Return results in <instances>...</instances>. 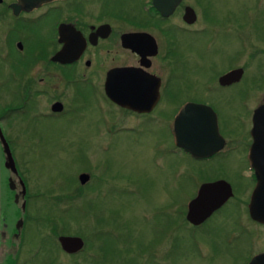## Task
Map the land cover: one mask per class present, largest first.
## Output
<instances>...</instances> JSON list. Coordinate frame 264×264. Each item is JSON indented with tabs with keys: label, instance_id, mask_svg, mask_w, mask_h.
I'll return each mask as SVG.
<instances>
[{
	"label": "flooded vegetation",
	"instance_id": "1",
	"mask_svg": "<svg viewBox=\"0 0 264 264\" xmlns=\"http://www.w3.org/2000/svg\"><path fill=\"white\" fill-rule=\"evenodd\" d=\"M15 2L0 0V264L27 262L32 254H37L39 245L22 258L18 246L22 241L25 243L29 222L38 229L35 197L38 188L32 189L28 184L15 145L40 144L47 139L41 136L45 129L65 128L72 123L76 127L79 121L82 123V112L92 106L87 103L90 92L94 93L96 103L104 107L101 121L106 134L117 125L127 130L165 127L170 134L171 151L197 162L235 153L241 180L236 190L243 191L245 196L238 197L228 182L232 196L195 226L210 222L220 210L228 211L220 232L226 264H264V209L260 211L262 216L254 218L248 208L256 176H264V44H249L241 66L236 64L238 59L230 61L225 70L212 78L223 88L241 85V112L234 122L233 116L222 118L207 95L182 98L174 88L173 71L180 75L176 64L179 36L197 32L192 27L197 19L195 8L184 0L168 15H162L152 0H50L14 13L11 4ZM186 6L195 13L190 24L182 17ZM178 15L180 22L176 23ZM60 25H64L61 34ZM126 34L129 37H124ZM256 59L258 71L248 78L244 64ZM120 68H126L127 72L113 73ZM235 68L242 69L238 80L227 85L218 83L220 75ZM107 79L121 103L106 95ZM250 97L252 103L247 104ZM188 102L203 104L215 114L217 137H221L223 146L208 156L193 157L176 145L174 128L180 129L176 117ZM209 117L207 113L193 115L195 120L203 118L208 129ZM195 131L197 128H193ZM1 137L8 145L15 173L5 166ZM210 138L215 141L213 134ZM254 142L256 146L251 151ZM75 179L74 174L77 190ZM219 179L199 181L187 202L202 183ZM257 204L264 208V201ZM79 252L82 249L68 255Z\"/></svg>",
	"mask_w": 264,
	"mask_h": 264
},
{
	"label": "rangeland",
	"instance_id": "2",
	"mask_svg": "<svg viewBox=\"0 0 264 264\" xmlns=\"http://www.w3.org/2000/svg\"><path fill=\"white\" fill-rule=\"evenodd\" d=\"M184 2L195 8L197 19L192 27L197 32L179 36L176 64L182 78L173 71L174 88L182 98L207 95L222 118L233 116L232 121L237 122L241 85L223 88L212 78L225 70L230 61L238 59L236 64L241 66L249 44H264V0ZM178 16L176 23L180 22ZM257 60L244 64L248 78L258 71ZM251 99L247 104L252 103ZM88 101L92 106L82 112V123L79 121L76 127L73 123L65 128L53 126L41 132L47 138L42 143L15 145L28 184L32 189L38 188V229L29 222L25 243L18 246L22 258L39 244L40 230L50 239L49 228L39 225V220L45 219L43 213L48 212L56 220L61 216V221H56L58 230L64 229L61 234L80 236L85 250L68 255L55 250L53 245L44 254L38 245L37 254L17 264H45L48 260L53 264H91L99 256L95 251L99 232L112 251L105 256L112 257V264H123V260L127 264H226L220 232L228 211L220 210L210 222L196 228L180 218H185L187 199L194 194L199 181L221 178L236 190L241 181L236 154L197 162L171 151V138L165 127L127 130L117 125L106 134L101 121L104 107L96 103L93 92L88 94ZM80 171L89 174L82 186L77 180ZM235 194L245 196L238 188ZM82 196L95 199V214L101 221L97 222L92 212L82 211ZM30 210L34 211V205ZM143 245H150L148 254L140 247Z\"/></svg>",
	"mask_w": 264,
	"mask_h": 264
},
{
	"label": "water",
	"instance_id": "3",
	"mask_svg": "<svg viewBox=\"0 0 264 264\" xmlns=\"http://www.w3.org/2000/svg\"><path fill=\"white\" fill-rule=\"evenodd\" d=\"M50 0H16L15 3L11 4L13 12L16 13L19 9L28 10L32 7L39 5L42 2H47ZM180 0H152L153 5L162 15H168L172 12L175 5ZM183 20L190 24L195 20V13L193 9L189 6L184 8ZM60 25L59 33L61 34L62 27ZM72 39L73 36L69 35ZM124 37H129V35H124ZM124 73L127 72L126 68L115 69L113 73ZM242 72L241 68H235L218 77V83L221 85H227L238 80ZM112 73L109 75L111 76ZM106 95L114 100H117V95L114 90L109 86V80L107 79L104 87ZM127 106L126 104H123ZM207 113L209 117V129L207 124L203 121V118L194 119L193 115ZM177 122L180 124V129L174 128L176 135V145L181 147L184 151L188 152L193 157H204L212 154L213 152L219 150L223 144L222 139H218L217 129L215 123V114L207 106L203 104L188 102L182 106L177 114ZM193 128H197V131L193 132ZM214 136V142L211 140V136ZM2 139L3 149L6 153L5 166L10 168L12 172H16L12 156L10 154L8 145ZM255 142L251 146V151L255 147ZM257 183L253 188L250 195L249 214L251 217L257 218L262 216L260 211L261 208L257 202L264 201V176L257 175ZM89 179V174L82 172L78 175V181L80 184L86 183ZM232 196V190L230 184L223 180H215L212 182L202 183L195 195L187 202L185 210L186 221L195 226L202 223L214 210L219 208L229 197ZM57 242L61 250L67 254H73L81 250L84 246V240L78 235H58Z\"/></svg>",
	"mask_w": 264,
	"mask_h": 264
},
{
	"label": "trees",
	"instance_id": "4",
	"mask_svg": "<svg viewBox=\"0 0 264 264\" xmlns=\"http://www.w3.org/2000/svg\"><path fill=\"white\" fill-rule=\"evenodd\" d=\"M81 192L78 191L76 192V194H80ZM83 195V194H82ZM83 198V196H82ZM95 205V206H94ZM185 208V207H184ZM184 208L181 212V215L184 213ZM82 211L85 212V213H93L94 217H95V220L97 222L101 221V219L97 216L96 217V204H95V199H92V198H83L82 199ZM44 214V218L45 219H42V220H39V225H40V228H49V238L50 239H46V237L44 235H42L41 233V230H40V241H39V249L40 250H46V249H49L50 247L52 248V246L54 245L55 246V250H61L59 248V245H58V242L57 240L55 239V237L61 233H63L64 229H61V230H58L57 228V225H56V221H61V216H59L56 220V217L53 216L50 212L48 213H43ZM182 220V222H186L187 221L185 220V218L183 219L182 217L180 218ZM189 224V223H188ZM190 226L191 228H196L197 226H193V225H188ZM103 236V233L102 232H99L97 235H96V238L97 240H99V246L97 248L96 253H99V256L96 255V257L93 259V261L91 262V264H112V257L110 258H106V254L107 253H110L112 252L111 250H109V247L107 246V243H105L103 240L104 238L102 237ZM156 240L155 238L153 240H151L152 242ZM127 239L124 238L123 242H126ZM145 246V247H144ZM150 245H148L149 247ZM86 247V245H85ZM126 247V246H125ZM142 249L144 248L145 250V253H147V245H143V246H140ZM84 246L82 248V251H84ZM149 252V251H148ZM148 256V255H147ZM108 259H111V260H108ZM116 259V258H115ZM123 260V259H122ZM123 264H127V261L126 260H123L121 261ZM45 264H53L52 260H48ZM74 264H77V263H74Z\"/></svg>",
	"mask_w": 264,
	"mask_h": 264
}]
</instances>
